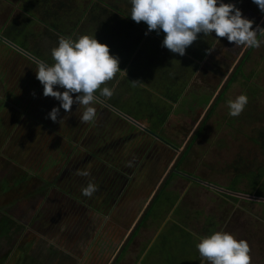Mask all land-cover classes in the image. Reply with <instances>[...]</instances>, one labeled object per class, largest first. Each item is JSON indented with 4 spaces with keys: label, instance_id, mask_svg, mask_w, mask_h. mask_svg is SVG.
<instances>
[{
    "label": "flooded vegetation",
    "instance_id": "af4514ba",
    "mask_svg": "<svg viewBox=\"0 0 264 264\" xmlns=\"http://www.w3.org/2000/svg\"><path fill=\"white\" fill-rule=\"evenodd\" d=\"M252 4L253 8L244 13L247 18L253 20V28L257 25L258 28L264 19L262 17L264 13L260 12L256 4L253 2ZM244 8L245 5L243 4L242 9ZM263 31L264 27L257 38L258 40L262 37ZM12 43L13 45L9 44L8 47L15 53V56L10 64L9 75L6 77L7 89L14 96L24 98H22V103L20 102V107L10 104V108L17 112L11 118L12 120L7 123L12 124L16 129L18 128L17 132L21 130V137L19 136V138L25 140L22 146L14 148V156L19 161L24 159L32 163V174L34 175L41 174L42 170L43 173L47 172V175L44 176L45 186L39 187L40 191L43 192L40 194L42 197L39 196L37 203L31 202L32 200L27 203L20 202V208L14 209L10 216L12 221L11 227L9 226L10 237H12L13 231L18 229V234L12 237L13 248H15L12 259L14 263L12 264L16 263L14 259L19 254H26L29 257L34 254L35 259H31V262L61 264V261L52 262L51 260L52 254L55 256L60 252L63 254L70 253L72 256V260L67 257L64 259L65 264H112L116 254L124 245L129 233L137 225L136 223L141 216L142 211H139L141 208L139 209L137 204L139 203L141 206L150 201L188 141L183 145L181 151H178L176 149L178 136L176 131L186 136L191 133V128L179 127L178 130H173L167 127L170 124H167L166 120L172 119L175 115L172 113L164 115L162 120L160 116V121L157 122L158 126L156 127L150 122H139L138 119L140 118L121 111V108L124 110L123 105L115 106L112 99L99 96L97 92L94 93L97 96V102L94 105L96 108L94 120L88 123L79 122L78 105L74 103L70 112L66 113L60 109L57 121L53 122L47 114L53 107L59 105V101L51 96L45 97L43 95V87L35 75L36 62L38 61L30 57L32 54L29 51L14 42ZM227 44V50L231 52L234 49L239 50L238 54L242 52V48H233L234 44L229 42ZM253 49L254 47H251L248 54ZM214 50V47L211 48L207 59L201 66L205 68L207 65L215 67L214 59L217 55ZM23 54L29 57V60ZM45 63L48 64V62ZM223 65L224 62L221 67ZM216 69L218 71L220 68ZM6 78H2V82ZM36 83H38L39 88H33ZM60 90L63 91V89ZM170 101L173 102L172 99H169ZM37 103H40V107L35 109L34 105ZM27 110L29 111L27 112ZM211 115L212 111L206 121ZM18 116H22V118H16ZM205 122L176 163L174 171L155 199L156 201L165 191L162 206L168 207L170 205L169 212L174 211L173 213H175L178 211L177 206L174 207L168 195L170 193L179 194L178 189L173 187L177 178L186 181L184 193L179 195L183 200L180 210L181 213L183 212V217L178 211L176 219L164 220L163 225H167L169 228H178L182 222L188 226L186 218L193 217V215H189V212L196 205H200L195 198V195L199 193L198 191L195 192L198 187L212 185L210 187L218 192L219 186L217 184L215 186L205 176L181 167L183 161L191 154L190 151L199 134H201ZM59 126L62 129L58 128ZM66 131L73 133L71 137L73 144L62 140V133ZM59 144L63 146L67 158L65 162L63 159L60 160L59 155H55L60 148ZM28 149L29 152L27 153ZM12 155L13 153L8 154V159H12ZM51 158H53L52 164L49 163ZM48 163L51 164L49 172L47 171ZM236 170L234 169L235 173L238 171ZM83 171H86L88 175L77 174ZM173 175L175 178L171 179ZM89 183H92L96 190L91 197L83 196L81 188ZM193 193L196 194L193 195ZM218 193L223 195L221 191ZM24 205L28 207L27 211L20 210L22 209L21 206ZM17 211L20 212L16 214ZM113 211H119V215L113 214ZM194 213L195 217L201 220L200 213L197 211ZM17 218L29 224L30 230L27 229L29 232L23 225L17 223ZM116 220L119 221L123 230L121 229L118 234L112 235L113 223L117 225ZM142 222L143 220L136 226L121 254L125 249H128L126 253L128 255V251L133 246H140L142 250V239L138 240V236L150 232L147 231L148 227H146L137 235V230ZM213 225H216V222L215 224L208 222L202 235L216 231ZM23 231H26L24 236L21 235ZM32 232L36 239L40 236L38 243L36 241L29 243L28 237L32 235ZM158 232L155 236H151L155 238ZM24 238L28 246L27 244L22 246L21 241ZM93 239H95L94 246H91ZM18 247L20 249L17 250ZM121 254L114 264L119 263ZM20 264H26V261Z\"/></svg>",
    "mask_w": 264,
    "mask_h": 264
},
{
    "label": "rangeland",
    "instance_id": "374dc122",
    "mask_svg": "<svg viewBox=\"0 0 264 264\" xmlns=\"http://www.w3.org/2000/svg\"><path fill=\"white\" fill-rule=\"evenodd\" d=\"M77 1V4H80L78 9L89 2V0ZM250 1H240L242 4L239 8L242 10L243 15L244 12L253 8L252 0ZM24 2L25 0H0V27H4V23L7 22L6 16L8 14L10 16L8 19L13 17L12 21L18 19L21 22L25 19L26 14L20 9V6L23 5ZM243 4L245 5V9H242ZM33 25L34 24L30 25V28L34 27V30H38L39 24L36 23L35 26ZM257 26L255 27L256 29ZM0 29V220H4L5 218L6 221L9 219V222H12L10 216L13 214L12 211L14 209L20 208V202L27 203L29 200H32L31 202L37 203L39 196L42 197L40 194H42L43 191H40L39 187L45 186L44 176L45 174L47 175V172L43 173L44 171L42 170L41 174L34 175L32 174V163L24 159L19 161L14 156V148L22 146L25 140L19 138V136L21 137V130L17 132L18 128L16 129L15 126L13 127L12 124L7 122L12 120L11 118L17 112L13 111L14 109H11L10 106L17 105L20 107V102L22 103V98L24 97L20 98V96H14L13 93L7 89L8 83L6 82V77L9 75L10 64L15 53L9 49L8 45L10 43L5 41V38L2 36L3 29ZM17 39H19V37H17ZM37 40L38 38L32 39L30 44L33 45ZM8 41L10 42V40ZM41 41L50 43L51 38L48 37ZM259 41H261L260 46L255 47L250 52L249 57L241 67V71L239 70L235 81L225 90L223 99L215 106V110L211 117L205 122L201 134H199L190 151L191 154L187 156L181 165V167L190 169L201 176H205L213 185L217 184L219 186L218 192L221 191L223 194H230L227 192L229 190H227L225 186L233 182L237 175L238 171L235 173L233 166L240 156L249 153L250 156L255 155L258 161L264 164V149L261 148L262 142L257 139L258 130L264 127V33ZM227 43L226 37L219 38V42L217 43L214 41V53L217 55L214 59L215 67L207 65L205 68L202 66L200 72L196 75H192L190 91L196 94L191 93V95H189V90H186L183 93V97L176 98L181 94L175 92L176 89L171 87L170 91L167 89L164 92V95L169 92L170 99L174 100L173 102L170 101V104L169 100L150 98L148 101L147 98L143 96L141 98L136 97L140 94L135 90L129 92V99H122L121 102H123L122 104H124L125 107L124 110L121 108V111H125L124 113H132L135 116L142 113L150 119V123H152L154 127L158 126L157 122L160 121V116L162 120V116L173 112L175 115L171 119V124L167 127L173 130H178L179 127L191 128L192 133L245 49V47H240L239 49L242 48V52L239 54L237 53L239 50L236 51L234 49L231 52L226 48L228 45ZM49 45L51 47L54 46L52 43ZM40 51L43 54H47V52L42 49H40ZM24 56L29 60V57L26 55ZM226 59H228V61H225ZM222 61L224 65L221 67L223 64ZM216 68L220 69L216 71ZM4 77L6 79L2 82V78ZM126 86L130 87L131 84ZM34 87L39 88L38 83L34 84L33 88ZM240 94L247 95L248 103L239 116L231 117L228 115L227 101L235 99V97ZM188 96L190 98H187ZM148 103L154 105L153 108H149L147 106ZM174 103H177L175 108L172 106ZM30 106H33V104H30ZM36 107H40V103L35 104L34 108L36 109ZM28 111L29 110H27V112ZM33 111L34 110H32V112ZM16 118H22V116ZM58 128L62 129L60 126ZM176 132L178 133L176 149L181 151L191 133L185 136L184 134H180L179 131ZM72 135V132L66 131L62 133V140H65V142L69 144H73L71 142ZM28 152L29 149L27 153ZM12 153V159H8V154ZM55 155H59L60 160L63 159L64 162L67 159L62 145H60ZM195 155H197V157H195ZM50 162L52 164L53 158H51L49 163ZM49 163L47 171L50 168L49 166H51ZM174 178L175 175H173L171 179ZM186 184V181L177 178L173 187L178 189L177 192L179 194L170 193V195H168L174 207L177 206L181 217H183V212H180L183 200L179 195L184 193ZM237 186L244 191L248 190L245 182L237 184ZM196 191L199 193L195 195V198L200 205H196L189 212V215H193L192 218H186L189 228L185 222L182 223L180 228H169V226L163 225L164 220L176 219L178 211L170 213V205L168 207L162 206L165 191L164 193L162 192L159 198L151 205L147 213L148 215L143 219L141 226L137 230V235L146 227H148L147 231H150L149 233L145 232L143 236H138V240L142 239V250L140 246H133V248L128 251V255H126L128 249H125L121 254V260L118 264H150L156 257L159 258L156 264H183L188 256L190 259L195 258L196 252H198L195 247L197 238L189 234L190 228L193 230V233L202 235L203 229L208 222L214 224L216 222V225H213L216 231H228L234 233L237 238L246 240L250 246L251 264H264V201L257 200L256 198L240 197L235 194H230L229 199H226L224 195L218 193L217 190L208 185L198 187L195 192ZM238 193L257 197L244 192ZM194 194L196 193H193V195ZM146 204L147 202L140 206L138 203L139 209L141 208L139 211H143ZM21 208L20 210L22 211L28 210L26 205L21 206ZM194 211L200 213L201 220L195 217ZM19 212L20 211H17L16 214ZM118 213L119 211H113V214L117 215ZM115 222L117 225L113 223L112 235L118 234L121 229L123 230L119 221L116 220ZM17 223L23 225L26 231L27 229L30 230L29 224L24 223L23 220L17 218ZM17 230L16 228L13 231L12 237L18 234ZM26 231H23L21 235L24 236ZM157 232V236L153 238ZM151 235L154 236L152 237ZM183 236L188 240L186 238L181 240ZM28 241L30 244L36 241V236L33 232L32 235L28 237ZM94 241L95 239L92 240L91 246H94ZM21 244L22 246L27 244L25 238L21 241ZM18 249L20 248L18 247L17 250ZM1 255L2 252L0 253V256ZM26 258L29 262L30 257L27 256ZM199 258L202 259L201 257ZM14 261H16V264H20L22 261L21 254H19ZM195 261L199 262L200 260L196 259ZM203 264H208V262L204 261Z\"/></svg>",
    "mask_w": 264,
    "mask_h": 264
},
{
    "label": "clouds",
    "instance_id": "9594fccd",
    "mask_svg": "<svg viewBox=\"0 0 264 264\" xmlns=\"http://www.w3.org/2000/svg\"><path fill=\"white\" fill-rule=\"evenodd\" d=\"M130 18L147 25L145 35L153 30L164 33L161 46L174 54L183 56L186 49L197 40L198 34L226 37L235 48L259 47L258 30L253 20L242 14L235 3L225 0H129ZM264 13V0H252ZM52 64L36 62V79L43 87V95L59 101L47 114L57 121L60 109L70 112L73 104L78 105L81 123L95 119L97 96L111 98L113 90L103 86L119 72L118 56L111 54L109 46L100 42L96 35L83 34L75 39L63 35L51 49ZM60 89H63L61 91ZM75 94V96H74ZM248 103L246 94L227 101L228 115L239 116ZM62 120V119H61ZM60 120V121H61ZM78 175L87 176L86 171ZM95 186L89 183L81 188L83 196L91 197ZM195 244L201 264H251L249 243L228 231H213L197 237Z\"/></svg>",
    "mask_w": 264,
    "mask_h": 264
},
{
    "label": "crops",
    "instance_id": "0c3cea01",
    "mask_svg": "<svg viewBox=\"0 0 264 264\" xmlns=\"http://www.w3.org/2000/svg\"><path fill=\"white\" fill-rule=\"evenodd\" d=\"M34 1L38 0H25L24 4L20 6L21 11L24 12V9H26L25 6L34 4ZM40 1L41 3L48 4L47 12L46 14H41L37 11L39 19L26 26V28L30 30L32 36L28 38L27 49H24L27 51L36 49L39 53H41L40 49L46 51L47 54L41 53L42 56L46 57V59H41V61L52 64L51 49L57 45L59 36H71L75 39L83 34H95L100 42L106 43L109 46L111 54L118 56L119 67L125 70L123 74L118 72L111 81H107L102 85V87L107 86L113 90V95L109 99H112L113 104L119 107L121 105L125 107V105L122 104L123 102H121L122 99H129V92L135 90L140 94L136 97L141 98L143 96L147 98L148 101L150 98L169 100L170 93L167 92L166 95H164V92L167 89L170 91L171 87L176 89L175 92L181 94L176 98L183 97V93L186 90H189V93H193L190 91L191 85H189V83L191 84L192 75H196L201 71V64L207 59L211 48L214 47V41H216V43L219 42L214 34L207 36H203L202 33L198 34L197 40L199 44L203 46L206 54L202 56L200 45L193 42V44L186 49L185 55L179 56L161 46L164 33L161 32L158 35L156 31L153 30L145 35L147 25L144 22L136 23L128 16L131 12L129 0H89L85 6L79 7V9L78 6L80 4H77V0ZM240 1L241 0H225V2L235 3L236 6H238V3H240L239 6L242 4ZM96 3H98V6L95 7ZM113 5L118 6L119 11H117V9L113 10L111 7ZM33 10L36 12V9L33 8ZM24 14L26 13L24 12ZM6 18L7 22L4 23V27L2 26L3 28L8 27L10 23H12L13 17L8 19L10 18L8 14ZM36 23L39 24L38 30H34V27L30 28V25L34 24L33 26H35ZM48 37L51 38L50 43L54 45L53 47L49 45V42L41 41ZM37 38L38 40L31 45L30 41ZM130 84V87L126 86ZM172 106L175 108L177 105L172 104ZM171 113L174 114L170 112L169 115ZM129 114L136 118H140L138 119L140 120L139 122H150V119L142 113L137 114V116L132 113H128V115ZM166 122L167 124H171V119L166 120ZM10 223L9 219H7V221L5 218L4 220H0V253L2 252L0 264L14 263L12 259L14 258L13 252L15 248H13V240L12 237H10ZM189 234H192L196 238L204 236L193 233L191 228ZM39 238L40 236L36 239L37 243L39 242ZM184 238L186 237H181V240ZM31 255L30 262H28L26 258L27 255L21 254V262L23 263V261H26V264H41L34 261L31 262V259H35V255ZM41 257L38 256L39 259H41ZM66 257L72 260L70 253L63 254L62 252L58 255L55 254V256L52 254L51 260L52 262H56V260L61 261V264H65L64 259ZM199 257V253L196 252L195 258L190 259L188 256L183 264H201L202 259ZM158 259L159 258L156 257L150 264H156ZM196 259L200 261L196 262Z\"/></svg>",
    "mask_w": 264,
    "mask_h": 264
},
{
    "label": "trees",
    "instance_id": "16d2710c",
    "mask_svg": "<svg viewBox=\"0 0 264 264\" xmlns=\"http://www.w3.org/2000/svg\"><path fill=\"white\" fill-rule=\"evenodd\" d=\"M47 6H48V4L41 3L40 0L34 1V4L26 5L25 6L26 9H24V12L26 13L25 19L22 20L21 22L18 19H14L8 27H6V28L2 27V29H3L2 36L5 39L10 40L11 42L18 44L22 48H26L28 38L32 36L30 30L28 28H26V26L30 23H34L36 20L39 19L37 11L40 12L41 14H46ZM96 6H98V3L95 4V7ZM111 7L113 10L117 9V11H119L118 6L113 5ZM33 8L36 9V12H34ZM43 8H45V9H43ZM17 37H19V39H17ZM196 42L194 41L195 44L200 45L198 40H196ZM200 48H201V52H202L201 54H202V56H204L206 54V52L204 51L203 46L200 45ZM29 52L33 56H35L36 58H38L40 60L46 59V57L42 56L41 53H39L38 50H36V49L29 50ZM208 52H209V50H208ZM248 55H246L243 63L238 68L237 72L235 73V75L231 79L229 85L235 81V78L238 75L239 70L241 71L242 65L244 64V62L248 58ZM229 85L227 86V88L229 87ZM223 94L220 97L219 101L223 99V97H224ZM219 101L217 102V104L219 103ZM145 103H147V102H145ZM217 104H216V106H217ZM147 106L149 108H153L154 105H151L150 103H148ZM214 110H215V108H213L212 113ZM257 134H258V136H257L258 141L262 142L261 148L264 149V127L259 129ZM233 167H234V169L238 170V173L235 176L233 182H231L228 185V187H226V189H228L232 192H236V193L237 192H244V193H248L250 195H254V196H257L260 198H264V164L260 163L258 161V158L255 157V155L250 156V154L248 153L247 155L240 156L237 159V161L235 162ZM243 182H245V185L248 189L247 191H244L242 188L237 186V184H242ZM223 195L226 197V199H229V197H230V194H223ZM233 197H235V196H233ZM235 198L239 199L238 197H235ZM182 223H181V225H182ZM180 227L181 226H179L178 228H180Z\"/></svg>",
    "mask_w": 264,
    "mask_h": 264
},
{
    "label": "water",
    "instance_id": "95a60500",
    "mask_svg": "<svg viewBox=\"0 0 264 264\" xmlns=\"http://www.w3.org/2000/svg\"><path fill=\"white\" fill-rule=\"evenodd\" d=\"M264 27V19L261 22L260 26L257 28L258 30V34H257V38L262 30V28ZM6 42L10 43L13 45V43L10 41H8L7 39H5ZM251 47H246L244 49V51L242 52V54L240 55V57L238 58L237 62L235 63V65L233 66V68L231 69L230 73L228 74L227 78L225 79L224 83L222 84L221 88L219 89V91L217 92V94L215 95L214 99L212 100V102L210 103L208 109L206 110V112L204 113L203 117L200 119L199 123L197 124L196 128L194 129V131L192 132L191 136L189 137L187 143L185 144L184 148L181 151V154L179 156V158L174 162V164L172 165L171 169L169 170L168 174L165 176V178L163 179L161 185L159 186V188L156 190V192L153 194L152 198L150 199V201L147 203V205L145 206V208L143 209L141 216L139 217L138 221H137V225L143 220V218L146 216V214L148 213L151 205L153 204V202L155 201V199L157 198V196L159 195V193L161 192L162 188L164 187L167 179L169 178V176L171 175V173L174 171L176 163L180 160V158L182 157V155L184 154V152L186 151V149L188 148V146L190 145V143L192 142V140L194 139V137L196 136V134L198 133L199 129L201 128V126L203 125V123L206 121V119L208 118L209 114L211 113L212 109L216 106L217 102L219 101L220 97L222 96L223 92L226 90L227 86L229 85L231 79L233 78V76L235 75V73L237 72L238 68L241 66V64L243 63L246 55L249 53ZM30 55V54H29ZM30 57H32L34 60L36 61H40L39 59H37L36 57L30 55ZM210 185V184H209ZM212 186V185H210ZM230 194H235L237 196L240 197H245V198H256L257 200H262L264 201V198H258V197H253V196H249V195H245V194H241V193H236V192H231V191H227ZM136 225V226H137ZM136 226H134V228L131 230V232L129 233V236L127 238V240L125 241L124 245L122 246V248L118 251V253L116 254L112 264H114L116 262V260L118 259V257L120 256L122 250L124 249V247L126 246V244L128 243L130 237L132 236V234L134 233Z\"/></svg>",
    "mask_w": 264,
    "mask_h": 264
}]
</instances>
